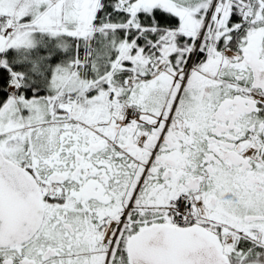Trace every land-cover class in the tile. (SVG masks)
<instances>
[{"label": "snow or ice", "instance_id": "6c2138e0", "mask_svg": "<svg viewBox=\"0 0 264 264\" xmlns=\"http://www.w3.org/2000/svg\"><path fill=\"white\" fill-rule=\"evenodd\" d=\"M0 264H264V0H0Z\"/></svg>", "mask_w": 264, "mask_h": 264}]
</instances>
